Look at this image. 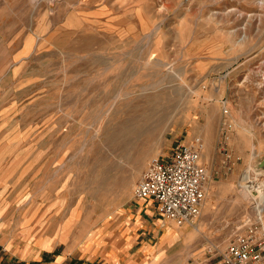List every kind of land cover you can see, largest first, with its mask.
I'll list each match as a JSON object with an SVG mask.
<instances>
[{
    "label": "rangeland",
    "instance_id": "obj_1",
    "mask_svg": "<svg viewBox=\"0 0 264 264\" xmlns=\"http://www.w3.org/2000/svg\"><path fill=\"white\" fill-rule=\"evenodd\" d=\"M0 91L7 249L190 264L252 214L241 178L264 175V0H0ZM187 142L207 172L199 216L129 231L150 160Z\"/></svg>",
    "mask_w": 264,
    "mask_h": 264
},
{
    "label": "built area",
    "instance_id": "obj_2",
    "mask_svg": "<svg viewBox=\"0 0 264 264\" xmlns=\"http://www.w3.org/2000/svg\"><path fill=\"white\" fill-rule=\"evenodd\" d=\"M206 177L200 145L177 143L165 157L150 160L133 197L148 201L157 214L177 225L191 223L201 211ZM257 207L242 219L240 231L225 246L207 244L204 256L191 259L190 264H264V203Z\"/></svg>",
    "mask_w": 264,
    "mask_h": 264
},
{
    "label": "crops",
    "instance_id": "obj_3",
    "mask_svg": "<svg viewBox=\"0 0 264 264\" xmlns=\"http://www.w3.org/2000/svg\"><path fill=\"white\" fill-rule=\"evenodd\" d=\"M1 108L2 106L0 105V112ZM136 203L137 206L135 209H133V211L131 209V212H133L131 213L132 218L130 219L132 228H129V231H136L138 230V227L147 226L150 222L151 225H155L156 227L160 222H162V219L160 218L156 219V221L153 219L150 220V218L153 215H157V213L148 201L138 200ZM117 225L119 224L115 223L110 227V229L115 230L114 228ZM157 233H159L158 229ZM163 234L164 233L162 232L161 236ZM38 241H40L41 245H37L34 249L26 248L23 250H14L12 248L7 249L0 243V264H141V251L136 252L138 257L134 258L132 257L134 255H123L120 258L110 252H106L102 255L99 253L92 254L87 251L81 252L80 250L74 248L70 250L51 249V247H48L47 241L41 239Z\"/></svg>",
    "mask_w": 264,
    "mask_h": 264
},
{
    "label": "bare ground",
    "instance_id": "obj_4",
    "mask_svg": "<svg viewBox=\"0 0 264 264\" xmlns=\"http://www.w3.org/2000/svg\"><path fill=\"white\" fill-rule=\"evenodd\" d=\"M241 184V187H243L242 189H244L243 193H245L246 196L247 194H255L251 197V200L255 203L252 207V211L257 210V205L264 203V175L260 173L256 174L252 169H247L241 178ZM255 184L257 185L255 186Z\"/></svg>",
    "mask_w": 264,
    "mask_h": 264
}]
</instances>
